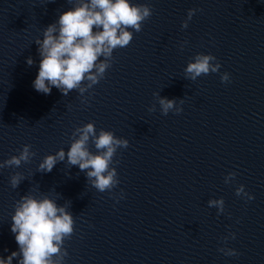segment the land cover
I'll return each instance as SVG.
<instances>
[{
  "label": "water",
  "instance_id": "obj_1",
  "mask_svg": "<svg viewBox=\"0 0 264 264\" xmlns=\"http://www.w3.org/2000/svg\"><path fill=\"white\" fill-rule=\"evenodd\" d=\"M83 2L0 0V257L19 250L12 217L32 195L72 214L60 264H264V0H131L152 15L129 29L133 40L113 50L99 83L40 93L35 41ZM198 55L215 56L219 71L191 79ZM162 98L175 101L167 115ZM93 122L97 136L129 141L110 164L119 183L104 192L67 158L77 129ZM25 145L30 162L8 167ZM61 149L64 160L40 171ZM221 199L222 211L209 206Z\"/></svg>",
  "mask_w": 264,
  "mask_h": 264
},
{
  "label": "clouds",
  "instance_id": "obj_2",
  "mask_svg": "<svg viewBox=\"0 0 264 264\" xmlns=\"http://www.w3.org/2000/svg\"><path fill=\"white\" fill-rule=\"evenodd\" d=\"M196 11L189 10V19ZM151 15L152 9L148 5L134 4L131 0H87L63 12L56 23L50 24L44 30L43 39L35 41L42 57L38 75L33 82L35 90L51 94L52 87H55L67 96L86 79L92 84L99 83L106 69L111 66L109 58L113 50L126 47L133 40V32L129 29L140 32L143 22ZM183 27H187V21ZM101 57L104 59L101 60ZM215 59L213 55H198L185 72L193 80L201 74L218 72L220 65L210 64ZM27 63L30 66L34 61L29 57ZM222 81H229L228 73L222 75ZM84 90L80 89L81 92ZM159 103L164 115L175 105L174 100L167 98L160 99ZM181 111L178 109L176 113ZM77 132L80 137L71 143L67 152L68 163L78 165L81 171L89 170L87 175L90 179L94 178L93 186L100 192L111 189L119 180L116 167L110 170V164L113 163L117 149L127 148L129 141L117 139L113 132L103 129L97 136L94 122L77 129ZM90 137L94 138L93 143L99 150L98 154L89 150ZM30 148L31 145H25L19 155L12 156L5 164L8 167H19L21 162H30V157L35 155ZM64 158L63 149L56 155H48L40 163L39 170L50 173L57 160L62 161ZM118 163V160L115 161V164ZM21 179L19 175L12 176V187H18ZM243 189L244 186L241 185L237 196ZM251 199L254 196H249V200ZM223 204V199L209 201V206L219 205L221 211ZM73 225L72 214L65 207L58 206L55 200L23 196L17 202L11 226L19 250L13 251L7 259L0 257V264H13V260L17 258L18 264H60L68 255L66 249L62 256L59 254L65 238L70 239L74 233ZM225 255L235 256L238 253L235 249H230ZM53 257L57 259L54 260Z\"/></svg>",
  "mask_w": 264,
  "mask_h": 264
}]
</instances>
